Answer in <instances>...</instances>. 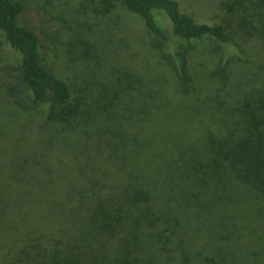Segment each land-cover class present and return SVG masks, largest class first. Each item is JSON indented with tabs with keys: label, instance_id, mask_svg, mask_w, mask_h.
Segmentation results:
<instances>
[{
	"label": "trees",
	"instance_id": "1",
	"mask_svg": "<svg viewBox=\"0 0 264 264\" xmlns=\"http://www.w3.org/2000/svg\"><path fill=\"white\" fill-rule=\"evenodd\" d=\"M121 1L159 39L164 31L155 9L166 13L181 39L230 41L228 25L199 22L176 0ZM222 5L236 25L245 24V35L264 33V0ZM25 7L26 0H0V31L21 55L17 65L0 56V71L14 74L10 103L39 111L42 129L51 133L33 136L42 142L35 148L33 139L19 138L0 152L8 156L0 159V261L231 264L260 258L264 80L226 99L210 92L191 100L188 42L175 53L161 50L170 68L165 75L127 74L123 88L72 99L67 82L46 67L37 34L19 23ZM249 8L258 26H251ZM221 59L212 75L225 82ZM168 82L177 86L174 99Z\"/></svg>",
	"mask_w": 264,
	"mask_h": 264
},
{
	"label": "rangeland",
	"instance_id": "2",
	"mask_svg": "<svg viewBox=\"0 0 264 264\" xmlns=\"http://www.w3.org/2000/svg\"><path fill=\"white\" fill-rule=\"evenodd\" d=\"M176 1L183 12L193 15L199 22L228 25L230 41L222 43L210 37L181 39L173 34L166 13L155 9L156 21L164 31L163 38L159 39L147 30L142 16L128 9L121 0H26V7L19 14L18 21L37 34L46 67L67 82L72 99L79 101L97 97L103 94L102 91L107 94L127 86L123 80L127 74L132 77V74L140 75L142 72L151 77L150 80L156 75L167 74L170 68L166 59L163 61L160 57L161 50L175 53L188 42L193 45L189 52V65L195 79L192 86L188 85L191 100L195 95L205 97L210 92L226 99L264 80V33L254 30L250 36L245 35V24L241 27L236 25V20L231 19L223 8L224 0ZM247 17L252 22L251 26H258L259 22L250 8ZM230 25L235 26L239 34L232 31ZM220 54L223 55L220 65L226 63L228 68L225 82L221 75H212ZM0 56L4 62L13 65L21 59L19 51L11 48L1 31ZM13 80L14 74L0 71L2 153L12 149L19 138L31 141L33 136H48L51 133L42 129L43 117L38 114L39 111L22 112L10 103L7 89ZM175 87L173 82H168V97L171 99H174L171 93L176 91ZM42 130L43 134H39ZM57 142L54 141L53 147L57 148ZM74 143L79 145L76 141ZM37 145H42V142L34 138L31 147ZM2 158L8 159V156H0ZM257 250L262 252L260 258L254 256L251 260L231 264H264V246ZM0 264L3 263L0 261Z\"/></svg>",
	"mask_w": 264,
	"mask_h": 264
}]
</instances>
